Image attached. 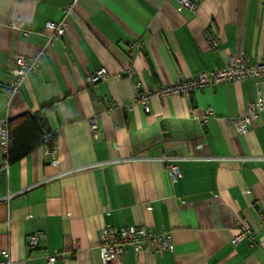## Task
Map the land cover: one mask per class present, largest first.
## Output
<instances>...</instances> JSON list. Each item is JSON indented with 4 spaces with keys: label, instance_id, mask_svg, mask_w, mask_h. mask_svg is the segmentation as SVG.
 Listing matches in <instances>:
<instances>
[{
    "label": "crops",
    "instance_id": "crops-1",
    "mask_svg": "<svg viewBox=\"0 0 264 264\" xmlns=\"http://www.w3.org/2000/svg\"><path fill=\"white\" fill-rule=\"evenodd\" d=\"M68 2L0 0V117L47 110L56 135L54 149L41 143L13 162L0 151V264H46L53 253L61 254L55 264H103L104 225L172 235L171 251L136 255L128 245L114 264H264V112L244 134L228 121L247 114L255 82L151 97L146 111L124 75L131 65L145 90L219 69L230 54L261 60L264 0H201L195 11L178 0H78L64 35L7 104L13 56L38 54L45 22L60 20ZM16 17L29 35L10 28ZM130 40L142 42L134 55ZM100 66L109 75L91 89L87 77ZM164 152L182 157L177 179L149 159ZM241 219L252 226L253 245L231 241ZM36 231L43 238L32 248L27 238Z\"/></svg>",
    "mask_w": 264,
    "mask_h": 264
},
{
    "label": "built area",
    "instance_id": "built-area-1",
    "mask_svg": "<svg viewBox=\"0 0 264 264\" xmlns=\"http://www.w3.org/2000/svg\"><path fill=\"white\" fill-rule=\"evenodd\" d=\"M182 5L195 11L201 0H178ZM78 0H69L63 8V16L58 21H46L45 28L48 31L47 40L41 51L34 56H25L16 54L12 58V64L9 68L10 78L4 88L6 102L9 104L11 99L19 94L20 85L23 80L31 73H36L39 68L41 55L52 46L55 38L64 35L68 27V15L72 12L74 5ZM9 26L13 31H20L24 35H29L32 31L20 18H11ZM208 42L216 47L218 40L209 37L206 33ZM127 47L130 55L138 53L142 48L140 40L127 41ZM108 72L105 67L100 66L90 72L87 77V85L93 89L100 81L107 79ZM124 75L133 80L135 97L140 102L144 110H149V98H163L173 94L189 95L192 91L215 86L226 81H235L240 79H249L255 82V99L248 103V112L245 115L231 116L228 118L239 134L246 133L257 122L260 113L264 112V58L261 60H248L242 53L230 54L225 65L219 69L201 70L197 75L183 78L180 81L169 85H154L152 88L142 90L140 79H134V69L130 65L124 69ZM127 109L131 107L127 106ZM90 129L94 137L98 136V122L96 118L90 120ZM51 138L50 135L44 138V142ZM8 120L0 117V151L7 156L8 149ZM7 159V158H6ZM159 160L166 166V170L172 180L181 176L179 161L182 157L173 152H164L159 156L149 158ZM264 159V158H262ZM7 163H5V166ZM258 223L264 225V212H261ZM43 238V232L36 231L28 236L27 244L29 247H36ZM248 240L251 245L255 243V235L251 224L246 219H241L236 223L235 232L232 237V243L241 240ZM130 245L136 255L144 249H150L154 254L161 256L163 252L171 251L173 248L172 235L170 232L155 233L143 225L121 226L116 228L110 225H104L99 231V243L97 251L103 264H114L119 260L126 246ZM77 247V246H76ZM3 255L7 251H2ZM61 256L60 253L49 254L46 258V264H55Z\"/></svg>",
    "mask_w": 264,
    "mask_h": 264
},
{
    "label": "trees",
    "instance_id": "trees-1",
    "mask_svg": "<svg viewBox=\"0 0 264 264\" xmlns=\"http://www.w3.org/2000/svg\"><path fill=\"white\" fill-rule=\"evenodd\" d=\"M7 161L13 162L43 143L49 149L56 147V135L50 131L47 110L38 114L25 113L8 120ZM51 138L44 142V138Z\"/></svg>",
    "mask_w": 264,
    "mask_h": 264
}]
</instances>
